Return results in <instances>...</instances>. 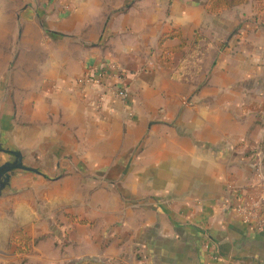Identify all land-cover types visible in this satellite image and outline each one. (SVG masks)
I'll return each mask as SVG.
<instances>
[{
    "label": "crops",
    "instance_id": "1",
    "mask_svg": "<svg viewBox=\"0 0 264 264\" xmlns=\"http://www.w3.org/2000/svg\"><path fill=\"white\" fill-rule=\"evenodd\" d=\"M175 31L186 45L166 68L159 42ZM109 65L106 91L77 83ZM11 74L28 82L19 77L10 96ZM119 82L129 101L118 97ZM17 99L20 118L39 127L35 145L70 147L113 183L82 198L84 247L119 264H264V231L237 212L264 219V0L219 15L206 0H0L3 118ZM34 252L41 256L1 253L0 264L60 256L50 242Z\"/></svg>",
    "mask_w": 264,
    "mask_h": 264
},
{
    "label": "rangeland",
    "instance_id": "2",
    "mask_svg": "<svg viewBox=\"0 0 264 264\" xmlns=\"http://www.w3.org/2000/svg\"><path fill=\"white\" fill-rule=\"evenodd\" d=\"M19 77L22 76L14 74L6 76V84L12 95L17 93ZM27 82L26 76L20 80L22 87ZM19 102L17 99L18 110L17 107L15 108L17 115L9 131L10 143L23 153L29 166L45 169L44 173L48 175L46 178L33 172H15L13 174L11 185L4 190L0 197V243L4 244L1 248L6 249L0 250V254H9L10 257L19 254L21 258L41 256V253L34 252L35 249L40 244L50 242L52 247L60 252L58 262L55 264H76L88 258L110 261L113 256H103L101 248H90L89 250L88 247L83 246L87 240L85 236L87 228L84 227L86 225L75 223L72 216L82 220L86 218L79 211L84 208L85 204L76 201V198L81 197L84 188L80 182L74 184L75 178L72 177V173L67 172L66 169L62 171L56 168L60 154L52 155L49 149V153L44 155L39 153V149H35L32 144L31 146L27 145L34 141L35 133L38 132L39 127L34 122L23 121L20 118L19 113L22 111V106ZM20 138L22 141H26L25 146L19 145ZM46 142L50 143L51 141L47 140ZM58 150L64 153L66 149ZM97 206L98 204H96V211L100 209ZM87 218L96 224L100 221L92 219L93 217ZM45 228L46 231L43 230ZM17 234H23L31 240L30 253L20 254L21 245L15 240ZM106 241H103V244ZM126 259L129 260L128 257ZM25 260L27 264L28 261ZM115 261L119 264L118 260Z\"/></svg>",
    "mask_w": 264,
    "mask_h": 264
},
{
    "label": "water",
    "instance_id": "3",
    "mask_svg": "<svg viewBox=\"0 0 264 264\" xmlns=\"http://www.w3.org/2000/svg\"><path fill=\"white\" fill-rule=\"evenodd\" d=\"M129 6L130 4L126 6L123 9V11L127 10ZM55 35L59 36V34H55ZM206 81L207 79L202 81L201 84L199 85V88L203 86L206 83ZM5 82H6V76H5ZM9 95L11 96L12 94ZM187 103L190 102L188 101ZM15 108L16 107L11 104V106L8 109L7 117L3 118L2 112L5 110V108L2 105H0V197L2 196L4 190L11 185L12 177L15 172H33L41 176H44L46 178L48 175L44 173L46 172L45 169H37L29 166L25 161V157L23 153L10 143L9 131L12 127L13 122L16 119ZM47 140H50L51 142L50 143L46 142ZM42 142H43L42 146L35 145V136H34V141L32 143L29 142L27 145L31 146L32 144L33 147H35V149H39V153L44 155H47L49 153V149L52 155L57 154L58 156L60 154L59 156L60 159L59 162H57L56 164V168L62 171L66 169L67 172L72 173V177L75 178L74 184L80 182L81 186L84 188V191L81 197L76 198V201L84 203L85 204L84 208L87 209L90 204L88 202H83L82 200L83 196L84 198L87 199L89 197L88 195L97 194L98 190L106 187V185L110 187L113 185V183L111 182H106L105 180L102 181L98 173L89 171L87 166H82L80 156L76 153H71L72 151L70 147L69 148L68 147L66 148L64 146L57 147L55 145V141H53L52 139H45ZM47 144H49V146H47ZM19 145L25 146L26 141L25 140L22 141V139L20 138ZM60 148H65L66 149L65 152L64 153L59 152L58 149ZM9 157H11V159H9ZM61 159L62 161L65 160V162L60 161ZM84 180H86V182L87 180H89L91 185L94 186H90L88 188L87 185L85 186V184L83 183ZM104 183L106 185H104ZM43 230L46 231L47 229L45 228ZM3 245H4L3 243H0V250L2 251L6 250L4 248H1Z\"/></svg>",
    "mask_w": 264,
    "mask_h": 264
},
{
    "label": "trees",
    "instance_id": "4",
    "mask_svg": "<svg viewBox=\"0 0 264 264\" xmlns=\"http://www.w3.org/2000/svg\"><path fill=\"white\" fill-rule=\"evenodd\" d=\"M251 0H206V11L208 14L211 15H219L224 11L231 10L235 7L243 6L248 3H250ZM180 39L182 41L181 45L177 48H166L164 45L167 41L171 39ZM203 40V37L200 34H197V39L194 42V45L196 47L199 46L200 41ZM186 45V41L183 39L182 34L179 32H173L171 34H167L163 36L160 39L159 46L162 50V54L160 57V64L166 68H171L173 65V55L175 52L179 51L181 48H183ZM202 56L204 55V52L201 51ZM185 66H180L179 69L175 71V74H173V78H179L183 74L182 69H184ZM261 151L263 154L262 158V164L264 168V141L261 146ZM72 220L75 223L88 225L89 222L87 220H82L77 217H72ZM15 240L21 245V249L19 250L20 254H28L31 252V240L24 236L23 234H17L15 237ZM76 264H115L113 261H100L96 259H85L82 260Z\"/></svg>",
    "mask_w": 264,
    "mask_h": 264
},
{
    "label": "built area",
    "instance_id": "5",
    "mask_svg": "<svg viewBox=\"0 0 264 264\" xmlns=\"http://www.w3.org/2000/svg\"><path fill=\"white\" fill-rule=\"evenodd\" d=\"M113 70H116L115 66L113 65H109L107 67L100 66V67L89 68L81 77L77 79V83L81 86H86L89 84L98 85L103 87L104 89L103 91H106V89H109V86L106 83L107 80L110 78V73ZM116 77L118 78V80L122 79V76L120 77V74H118ZM115 88L118 97L122 101L126 102L130 100V90L125 83L119 82V84L115 85ZM105 95H106L105 93H102L100 95V102L105 100ZM262 158H263V154H261V160H260L261 161L260 167L263 168ZM237 212L239 216H241V218L243 219V222L246 224L251 225L252 222L256 219L257 220L256 228L261 232L264 231V219L258 218L256 213L242 206L237 207Z\"/></svg>",
    "mask_w": 264,
    "mask_h": 264
}]
</instances>
